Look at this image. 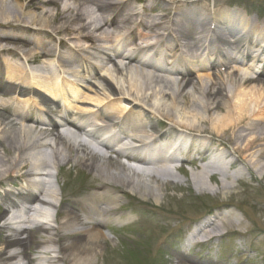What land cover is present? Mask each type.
<instances>
[{
    "label": "bare ground",
    "instance_id": "6f19581e",
    "mask_svg": "<svg viewBox=\"0 0 264 264\" xmlns=\"http://www.w3.org/2000/svg\"><path fill=\"white\" fill-rule=\"evenodd\" d=\"M28 1H30L31 6H34L36 0ZM68 1L71 2V5L65 4L63 11L58 10L56 15L60 16V20L66 17L69 21L70 26L64 30L65 35L69 37L68 39L75 40L78 38L80 41L75 56L86 53V48L89 46L87 44L96 45L100 40L109 42L110 39L119 40L129 37L133 28L132 25H128L129 23H125V18L132 19L133 24H140L141 26L146 23L145 18L141 17V14L135 9H124L130 1L123 3L120 2L121 0L117 2L115 0H102L101 3L98 0ZM56 2L57 0H41L43 5L55 4ZM86 3H93L98 9L100 12L98 18L93 17L91 21L87 19L86 11L82 9ZM23 10V5L18 0H0V24L9 25L17 30L15 36L3 37L0 35V58L3 55L2 62L0 61V97L5 99L0 101V109L5 110L9 107L7 100H11L12 96L22 94V99H19V107L12 111L14 118L0 115V147L2 150L0 152V183L5 179L14 181V185H17L18 182L24 183L17 191H9L4 195L3 203L6 207L0 214V221L4 222V229H10L12 222L28 225L18 231L12 229L16 234H9L1 240L4 245L0 249L1 262L21 264L22 260H26L27 264H46L47 261L44 260L43 254L46 252L44 244L48 241L52 243L51 251L54 260L51 264H57L59 260L63 261L64 264H92L94 262L101 244L108 238L104 232L107 228V222L102 221L92 227L84 228L82 227L83 219L74 216L71 211H66L57 226L50 224L53 221L49 218L48 207L52 203L47 198L50 197L57 203L60 201L55 194L52 185L53 175L49 168L61 167L62 164L68 162V159L81 163L90 171L96 172L101 179L102 191L94 192L91 196L99 197L100 203H102L99 210L101 208L100 212L105 216L107 214L114 215L113 204L120 198L116 193L118 190L122 191V188H130L138 191L143 198L151 197L158 201L159 194L157 191L159 192L160 188L165 186L164 177H175L174 167L171 165L172 158H175V151L168 154L173 143L170 147L160 143L164 139L167 140L174 136L190 141L191 145L199 142L206 148L207 151L203 153L204 155L202 154L201 160L196 162H204L209 159L218 164L216 171L220 173L219 180L223 190L228 191L234 188L235 183L241 179L238 178L237 171V173H232L230 170L238 164L243 165L250 172L252 180L264 179V126L256 128V121L264 122V103L260 102L264 99V90H251L249 92L238 90L244 84L243 81L253 83L255 81L262 82L263 79L260 75L255 79L251 78L249 71L252 69L250 67H248L249 69H241V65L238 64L230 65L231 69L237 72L236 80L238 81L232 83L233 86L236 85L235 88H231L232 92H227L223 89L226 80L221 73L214 76L210 70L202 68L196 70L195 78L188 77L190 73H181L178 76L179 82L172 77L165 81L173 85L167 84L153 70L146 69L152 67L150 61L142 64L137 55L133 56L131 52L126 56L131 60L130 66L114 64V73L105 69V66H102V61L97 63L94 68L99 69V71L103 69V74L99 76L102 82L100 89L103 90V93L99 95L95 92L93 96H90L87 104L94 105V107L88 111H77L78 114L76 115L82 118V122H85L84 119L86 118L97 117L99 112L104 109L111 119L115 115H125L128 126L129 123L135 124L133 141L140 145L139 148H134L131 151L118 148L115 138L101 135L102 129L109 126L105 122L97 123L90 130L93 132V136H91L95 143L82 142L79 139L80 134L76 131L68 129L59 131L60 126L54 119L50 122L51 133L27 125L30 120L26 115V110L32 106V100L33 103L45 104L50 96L58 95L57 87L60 85L54 78L64 84L63 92L66 89L75 94L74 97L76 98L79 89L75 85L81 80V76L74 71L73 67H70L69 62L71 63V61L66 60L65 55L58 49H47V47L44 52L41 49L43 47L35 48L36 51L28 50L25 43L24 45L21 43L4 44L3 40L22 39L26 33L33 31L41 33L45 31L44 29L51 28V21L43 13L39 14L36 11L26 13ZM107 11H111L109 16L103 13ZM90 14L93 15L94 13L91 12ZM200 16L202 18L197 23L189 19V22L193 24L190 30L186 25H180L177 19L170 21L165 15L163 19L161 18L163 22L147 28L155 39L154 46L156 44L164 45L168 40H175L177 44L172 45V47L165 46V49L168 52H177L173 54L178 57L183 52L182 47L187 45L185 43L182 45L179 41L188 39V33L193 32L194 53L196 52L197 58H199L210 51L215 41L223 44H235L239 54L254 52V49L246 47L253 36L257 35L258 40L262 38L264 42L263 23L262 25L255 23L257 31L255 30L253 34L248 36H241L238 32L234 33V28H232L231 36L227 39L216 35L215 31H212L211 34L210 29L213 22H207L209 20L207 14L200 13ZM219 19H217L218 29L227 30L229 25L233 27L226 16H219ZM168 23L178 24V27L173 30L177 39L164 25ZM247 25L253 29L254 24L247 22ZM58 28L55 27L53 32L59 33ZM162 28L165 32L157 33L155 31ZM54 33H51L53 37L55 36ZM47 35L50 36V34ZM150 38L148 35H141L135 41V48L139 52L144 51V48L150 46ZM233 38H236L235 41ZM68 39L67 41H69ZM61 42L67 44L65 39H62ZM37 50H41V52ZM103 51L116 50L115 48L104 47ZM258 51L264 53V45H261ZM105 54L109 55L108 53ZM47 56H54L57 63L46 61ZM36 62L44 65L46 70L48 68L51 75L35 71L30 65ZM226 66L228 67V65ZM4 68L9 71L7 78L1 75ZM67 76L74 77V79H68ZM238 76L241 78L238 79ZM85 79L83 78V80ZM214 86H218L217 89H214ZM188 88H190L189 91ZM63 94L66 96V93ZM28 95H31L30 99H25L24 96ZM178 98L184 99L185 103L182 105L177 102ZM104 105L106 107L102 108ZM96 107L95 110L99 112L94 110ZM131 116H134L135 119L130 121L129 117ZM139 117L140 119L136 120ZM148 118H154L158 120V123L163 124L166 127L165 132L155 134L146 130L144 123ZM69 124L74 126L71 122ZM255 129L257 130L255 131ZM203 134H211L212 137L206 138ZM49 136H54L51 156L41 150L45 146H50V143L46 141ZM157 145L160 146L157 147ZM98 146L112 154L115 153L118 157L126 156L130 161L138 164H132L128 168L123 161L102 153V149ZM219 146L223 147V150H220ZM168 147L169 149H167ZM155 151L159 152L158 158L161 159H152L154 156L157 158V155L154 154ZM67 155L70 158L67 159ZM215 174V172L211 173L207 167L193 172L191 177L195 189L198 191L209 189L208 181H211ZM32 185L39 189L38 194L30 193L28 187ZM20 198L29 204L26 213L19 217V212L14 209L11 212L12 215L8 216L9 207L15 206ZM73 206L79 207V202H75ZM81 208L84 210L81 211L86 215L87 211L83 207ZM42 218L47 219L45 223L49 227L42 225L44 223ZM238 222L222 216L213 221L209 227H213V231L227 230L239 226L241 223ZM213 231L206 230L204 236L207 239L214 237ZM41 232L47 233L50 236L49 239L40 238ZM31 248L35 249V253H37L34 258L28 253ZM58 254H62L63 257H59ZM188 260L190 261V259L182 256L181 259H178V264H189Z\"/></svg>",
    "mask_w": 264,
    "mask_h": 264
},
{
    "label": "rangeland",
    "instance_id": "374dc122",
    "mask_svg": "<svg viewBox=\"0 0 264 264\" xmlns=\"http://www.w3.org/2000/svg\"><path fill=\"white\" fill-rule=\"evenodd\" d=\"M100 1L102 2V0H98V2ZM115 1L117 2L120 0ZM125 1H130V3L126 5L124 9H135L136 12L141 13V15L145 17V24L148 25L147 27L163 22L162 19L165 15L168 16L170 21L173 19L180 21V15H188L189 17L197 16L196 18H198V14L200 13L210 15L216 22L219 16H226L228 19H231L232 16H235V8L241 10L244 14L247 12L258 13L259 21L264 22V0H121L120 2L123 3ZM18 2L23 5V11L26 13L36 11L39 14L43 13L46 15L49 21H51V28L48 30L44 29L45 31L41 33H36L35 31L26 33L22 36L24 37L22 39L15 38V40H7L9 42L3 40L4 44L21 43V45H24L25 43L27 44L28 50H34L36 41L39 40L40 42L46 43V47H43L42 51L45 52L47 47V49H49L50 46L56 45L61 48L60 50L65 57L74 61L75 52L73 49L76 50L80 41L78 38L75 40L68 39L69 37L65 35L64 30L70 26V24H68L69 21L66 17L60 20V16L56 15L58 10L62 12L64 5H71V2L68 0H57L55 4L43 5L41 0H36L34 6H31L28 0H18ZM82 9L86 11V17L90 21L93 17H99L100 12H98V9L93 3H86L82 6ZM91 12L94 14L91 15ZM105 13H110V11ZM175 13H177V16H175ZM244 14L243 16L245 18L246 15ZM248 19L249 18H246L244 20ZM124 20L126 21L125 23H129L128 25L133 26L132 19L125 18ZM178 23L180 24V22ZM164 25L171 32L178 27V24L172 25L168 23ZM232 25L236 32L240 30L241 23L235 25L233 21ZM55 27H59V33L53 32ZM238 27L239 30L237 29ZM70 29L72 30V28ZM163 30L164 28L160 30L156 29L155 31L157 33H162L165 32ZM139 31L140 33L138 34L142 33L143 35H148L151 37V42L152 40L155 42L150 32L145 31V27L142 26ZM51 33H54L55 36L53 37ZM15 34H17V30L11 28L9 25L0 24V35L3 37L15 36ZM47 34H50V36ZM187 37L188 39L182 40L183 43L187 44L182 49L186 51V54L192 55L194 51V41L192 40L193 32L188 33ZM62 39L66 40V45L60 42ZM67 39L69 41H67ZM127 43H130V41ZM175 43L176 42L173 40H168L165 42V45L171 46ZM252 43L251 47L257 49L255 39ZM88 45L90 46V44H87V46ZM230 49L233 51L231 45L229 46V51ZM249 57L250 56H248V59ZM1 58H3V55ZM111 59L120 60V63H125V61L118 59L116 56H112ZM48 60L53 61L55 59L47 56L46 61ZM255 61L256 64H254V66L258 68V64L262 59L258 57ZM73 64L71 63L70 65ZM244 64L246 66L242 67L244 69L248 68V63L244 62ZM102 66H104V64ZM31 67L38 73H44V65H40L38 62L32 64ZM73 68L77 72H82L81 68H75L74 66ZM106 68L113 73L115 71L111 62L107 63ZM216 69L222 70L224 68L219 66ZM221 70L213 74L215 76L218 72L221 73L223 78L225 77L226 84L223 89L230 92L232 90L231 88H235L236 86H233L232 83L238 81L236 80L237 72L233 70L221 72ZM102 71L103 69L100 71L98 70V76ZM8 73L9 71L5 70L2 74L4 77H7ZM96 76L97 73L86 76L89 81L95 84L88 81L78 84L79 94L76 97L78 102L73 104L74 110L80 109L88 111L94 107V105L87 104L88 98L93 96L95 92L99 95L103 93V90L100 89V84L102 82L100 79L95 78ZM190 77L195 78V75H190ZM239 78L241 77L238 76V79ZM242 79L246 80L245 78ZM165 82L173 85L167 81ZM243 83L244 84L239 87V91L249 92L251 90H264V78L262 82L255 81L253 83H248L243 81ZM217 87L218 86H214L213 88L217 89ZM187 90L189 91L190 88ZM2 100L5 99L0 97V101ZM11 101L12 99L7 100V104L10 105ZM177 102L183 105L185 100L178 98ZM260 102L264 103V99L260 100ZM0 115H4L5 117L10 116L9 113L3 110L0 111ZM100 116L105 118L108 117L107 111L101 112ZM129 118L130 121L135 119L134 116ZM138 119H140V117ZM90 121H92L91 118L85 119V122ZM134 125L135 124L129 123L127 127L135 128ZM144 126L146 130L155 134H161L166 130V127L158 123V120L154 118L146 119ZM263 126V121H256L257 129ZM257 129H255V131ZM82 136L85 137L83 134ZM203 136L206 138L212 137L211 134H203ZM176 140L179 141L182 146L180 148V153L177 152L178 156H175L171 163V165L176 168L174 169L175 177H164V180H166L165 186L160 188L159 192L157 191L159 194L158 201L151 197L143 198L138 191L130 188H122V191L118 190L116 194L119 195L120 198L113 204V209L115 210L113 212L115 213L114 215L109 214L106 216V218H108V224L104 232L108 238L101 244L99 252L92 264H178V259H181L182 256L190 259V261L188 260L190 262L189 264H264V179L259 181L252 180L250 172L245 169L243 165L238 164V166L230 169L232 173L237 171L238 178H241L235 183L234 188L228 191L223 190L219 177H214L211 181H208L209 189L198 191L195 189L191 177V174L196 172L197 169L190 165V163L193 161V163H197V160L194 159L201 157L207 150L200 145L199 142L192 143L191 145L190 141L178 139L176 136L168 138L167 140L164 139V141L159 143L167 147ZM46 141L50 143V146H45L41 148V150L47 154L49 153L51 156L53 149H51V145L54 143V136H49ZM87 141L92 142V140ZM159 146L160 145H157V147ZM218 148L223 150L221 146ZM0 152H2L1 147ZM101 152L106 153L107 156H111L114 159L120 160L114 153L112 154L111 152L104 151V149H102ZM63 154L65 155L66 153ZM154 154L158 157L159 152L155 151ZM68 158H70V156L67 155V159ZM152 159H155V156ZM225 164L227 166L228 161ZM125 165L129 168L127 164ZM49 170L53 175L52 185L55 189V194L61 202L57 203L53 201L51 206L48 207L49 218L53 221L50 224L57 226L61 218L64 217L66 211H71L74 216L80 217L83 211H81V206L76 208L73 206L75 202H79L80 205L84 206V208L89 211L90 207L86 204V202H90L87 201L90 200L89 196L94 192L102 191L100 187L102 181L96 172L90 171L89 168H86L81 163L69 161V159L68 162L62 164L61 167H51ZM13 182L10 179H5L0 183V214L6 207L3 203L4 195L9 191H17L20 189L21 184H24L23 182H18L17 185H14ZM94 200L95 203L92 204H99L96 203L99 197H93L92 201ZM222 216H226L234 221H239L238 223L241 224L232 229H227V235L209 240L208 243L202 244L199 241L201 240L200 234L207 225L213 223L218 217ZM42 221L44 222L42 224L43 226L49 227V225L45 223L47 222L46 218H42ZM3 226L4 222L0 221V249L4 246L1 240L5 238V236L16 234L12 229L18 231L28 225L21 224L20 226H16V224H12L10 225V229H4ZM39 237L48 240L50 236L45 232H41ZM51 244L52 243L49 241L44 244L46 252L43 256L45 257L44 260L47 261L46 264H51L54 260ZM28 253L32 258L37 256L35 249H29ZM58 255L59 257H63L62 254ZM36 261L39 262L37 259ZM0 264L7 263L0 261ZM21 264H27L26 260H22ZM57 264L64 263L59 260Z\"/></svg>",
    "mask_w": 264,
    "mask_h": 264
}]
</instances>
